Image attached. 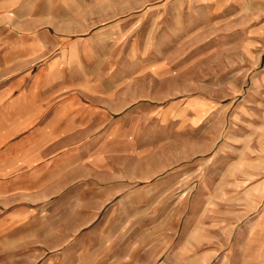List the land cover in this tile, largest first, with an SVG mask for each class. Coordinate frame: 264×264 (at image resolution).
<instances>
[{
    "label": "rangeland",
    "instance_id": "rangeland-1",
    "mask_svg": "<svg viewBox=\"0 0 264 264\" xmlns=\"http://www.w3.org/2000/svg\"><path fill=\"white\" fill-rule=\"evenodd\" d=\"M103 9L98 61L128 80L115 96L127 94L131 152L114 158L145 192L144 222L96 231L90 213L39 209L3 225L0 264H264V0Z\"/></svg>",
    "mask_w": 264,
    "mask_h": 264
},
{
    "label": "crops",
    "instance_id": "crops-1",
    "mask_svg": "<svg viewBox=\"0 0 264 264\" xmlns=\"http://www.w3.org/2000/svg\"><path fill=\"white\" fill-rule=\"evenodd\" d=\"M109 1L0 0V230L57 209L90 213L96 231L127 222L140 231L145 192L121 177L132 170L130 117L115 87L128 80L98 61L107 20L96 17ZM132 257L144 262V252Z\"/></svg>",
    "mask_w": 264,
    "mask_h": 264
}]
</instances>
